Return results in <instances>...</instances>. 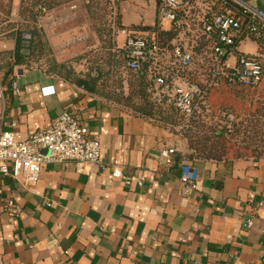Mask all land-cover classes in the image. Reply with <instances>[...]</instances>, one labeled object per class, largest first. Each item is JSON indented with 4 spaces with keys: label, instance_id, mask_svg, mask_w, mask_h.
<instances>
[{
    "label": "crops",
    "instance_id": "crops-1",
    "mask_svg": "<svg viewBox=\"0 0 264 264\" xmlns=\"http://www.w3.org/2000/svg\"><path fill=\"white\" fill-rule=\"evenodd\" d=\"M13 78L5 130L26 139L72 112L102 164H49L34 186L0 176V264H264V158L190 159L186 142L113 100L38 69ZM184 164L200 171L195 189Z\"/></svg>",
    "mask_w": 264,
    "mask_h": 264
},
{
    "label": "built area",
    "instance_id": "built-area-1",
    "mask_svg": "<svg viewBox=\"0 0 264 264\" xmlns=\"http://www.w3.org/2000/svg\"><path fill=\"white\" fill-rule=\"evenodd\" d=\"M121 32L123 68L146 70L156 101L166 100L186 118L201 113L210 88L222 77L240 86L257 85L264 77V12L246 0H156L152 26ZM248 43L256 44L255 53L242 50ZM5 91L0 88V176L34 186L49 164H102L100 140L72 112L26 139L5 130ZM174 152L165 149L162 155ZM113 176L121 177L122 171L114 169ZM199 178V169L181 166L183 186L195 189Z\"/></svg>",
    "mask_w": 264,
    "mask_h": 264
},
{
    "label": "rangeland",
    "instance_id": "rangeland-1",
    "mask_svg": "<svg viewBox=\"0 0 264 264\" xmlns=\"http://www.w3.org/2000/svg\"><path fill=\"white\" fill-rule=\"evenodd\" d=\"M155 17L154 0H0V88L11 80L6 75L13 61L14 32L38 29L43 34L40 47L27 54L28 65L20 68L53 74L58 64L61 75L71 78L99 76L100 90L118 96L129 110L143 108V94H136L132 72L123 68L121 31L152 26ZM242 50L255 53L256 44L248 43ZM148 84L147 98L156 102L155 87ZM218 98L207 114L162 126L187 143L190 159L204 158L201 147L208 152L215 146L224 150L223 160L264 158V81L256 90ZM158 106L171 111L167 104Z\"/></svg>",
    "mask_w": 264,
    "mask_h": 264
},
{
    "label": "trees",
    "instance_id": "trees-1",
    "mask_svg": "<svg viewBox=\"0 0 264 264\" xmlns=\"http://www.w3.org/2000/svg\"><path fill=\"white\" fill-rule=\"evenodd\" d=\"M52 6H54V4L49 6V8H51ZM26 35L28 37H26ZM42 37H43V34L38 29H35V30L32 29L31 31H28V33L21 31V30H17L16 32H14L15 48H14L13 53L10 56L13 61H10L9 71L7 72V75H6L7 78L9 76H11V80L5 88L7 92L9 90L12 91L13 87H14L13 86V84H14L13 76L15 73L14 68H20L22 66L28 65V62L26 60L27 54L30 56V55L35 53V49L36 48L38 49V47H40V43H41L40 39ZM35 44H36V46H35ZM7 65H8V63H7ZM31 69H34V68H29L27 70H31ZM61 69H62V66L55 64V70L53 71V74H49V75L61 76L62 79L67 80V81L77 85L78 87L83 88L85 91H87L88 93H90L92 95H96L99 97H103V98L113 100V101L117 102L118 104L125 107V105L121 102V100L118 96L113 97L110 94H107L104 91L100 90L99 82H98L99 78H100L99 76L95 77V76H92L89 74L86 77L71 78V75H68V76L63 75V74L61 75V73H62ZM131 75H133L135 78L134 79V81H135L134 87L136 89V94H138V95L143 94L142 99L144 101V104H143L144 106H142L143 108L131 109L132 112L139 114L145 118H150L152 120L157 119V120H159L161 125H163L165 127H168V125L175 124L176 123L175 119L179 120V122L187 121V118L182 116L166 100H163L162 102L156 101L157 103H159V104H157L156 102L151 101L147 98L148 97L147 86L149 85L148 83L150 81L148 80L146 70L141 72V73H131ZM263 81H264V77L262 78L260 83H258L257 85L240 86V85L230 84L227 82L226 79H224L222 77L216 85H214L212 88H210V90L206 96L205 103L203 104V106L201 108V113H199V114H201V116L204 114H207V112L210 111V109H212L216 105V98L217 97H219L217 101L221 100L224 97H233V96L237 97L243 91H252V90L258 89V86ZM262 92L263 91H261V93ZM166 104L169 105V107L171 108V111L162 110L158 106V105H166ZM199 114H194L193 116H196ZM194 123H196V122H194ZM191 147H192V145H191ZM193 147H194V145H193ZM206 150H207L206 148L201 147V154L202 153L206 154L205 157L201 158V159L213 160V161H218V162L244 159V158L238 157L237 159H233V160H223L222 158H224L225 152H224V150H222L221 148H219L217 146L208 150V152H206Z\"/></svg>",
    "mask_w": 264,
    "mask_h": 264
},
{
    "label": "water",
    "instance_id": "water-1",
    "mask_svg": "<svg viewBox=\"0 0 264 264\" xmlns=\"http://www.w3.org/2000/svg\"><path fill=\"white\" fill-rule=\"evenodd\" d=\"M46 152V154H48V151H43V153Z\"/></svg>",
    "mask_w": 264,
    "mask_h": 264
}]
</instances>
